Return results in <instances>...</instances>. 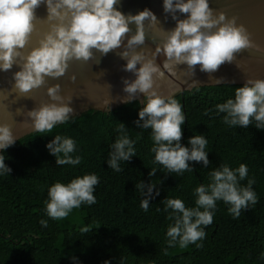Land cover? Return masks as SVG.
<instances>
[{
	"label": "clouds",
	"instance_id": "9594fccd",
	"mask_svg": "<svg viewBox=\"0 0 264 264\" xmlns=\"http://www.w3.org/2000/svg\"><path fill=\"white\" fill-rule=\"evenodd\" d=\"M41 3L47 6L48 20L56 23L40 40L39 46L25 54L21 50L34 30L35 9ZM117 3L118 0H0V71H8L13 64H18L20 70L13 74L14 87L20 93H28L41 87L48 77L64 76L70 60L88 61L93 56V49L107 54L120 48L125 34L131 31L130 25L134 24L135 32L127 38L119 55L126 61L124 71L133 73L135 79L123 80V91L127 96L120 102L130 103L138 93L143 94L144 106L135 123L140 129L151 130L150 151L154 154V164L161 165L169 174L178 175L194 172L189 162H202L207 168L210 165L206 151L208 140L203 134H194L188 138V146L182 144L181 126L185 123L182 105L177 99L165 98L156 90V80L161 73L155 57L162 53L166 57L163 67L169 70L186 65L191 77L195 75L197 65L201 72L212 74L225 62H233L234 53L252 47L246 29L236 23L235 17L228 18L225 13L210 8L209 0H163L164 12L170 13L176 21V26L167 31L158 27L160 22L150 9L125 15L114 7ZM177 12L188 15L178 19ZM146 20L162 40L151 57L143 50H136L145 43ZM209 79L215 84L221 83V79H214L211 75ZM60 93L59 84L48 87L51 102L27 111L30 123L24 124L34 132L50 133L58 124L67 123L73 113L70 107L72 97L66 98ZM214 111L224 114L222 120L228 127L247 128L255 122L256 129L264 130V79L246 80L242 87L235 89L234 98L215 105ZM127 129L124 123L118 122L115 129L118 135L110 145L107 165L115 172L122 171L121 162L137 156L136 141L129 138ZM16 140L10 127L0 124V150H6ZM46 148L55 157L57 165L76 166L82 161L80 155H75L77 144L70 137L57 134ZM5 159V155L0 154V176L11 172ZM156 172L157 169L152 168L149 176H155ZM248 173L246 164L236 168L226 163L214 167L209 172V183L193 190L194 207H186L180 198L163 199L160 202L164 205L163 211L173 222L166 231L167 248L178 245L183 249L190 244L202 247L197 242L205 238L204 228L213 223L217 201L228 205L227 211L234 219L241 216L242 210L255 205L258 202L253 188L256 181L249 178ZM245 179L247 185H241ZM99 182L95 173L77 176L67 184L55 182L47 189L45 214L59 221L82 204L91 206L97 203L93 193ZM155 187L152 182L136 184L143 197L140 207L144 212L149 210ZM155 195L158 196L159 192L156 191ZM40 224L47 227L48 221L41 219Z\"/></svg>",
	"mask_w": 264,
	"mask_h": 264
},
{
	"label": "trees",
	"instance_id": "16d2710c",
	"mask_svg": "<svg viewBox=\"0 0 264 264\" xmlns=\"http://www.w3.org/2000/svg\"><path fill=\"white\" fill-rule=\"evenodd\" d=\"M242 86H202L172 96L185 115L181 143L188 146L194 134L208 140L210 165L204 168L202 162H189L194 172L169 174L153 163L151 130L135 123L144 106L138 101L109 112L87 111L50 133H31L2 150L11 172L0 176V264H264V130L256 129L255 122L247 128L228 127L224 114L214 111L215 105L234 98L235 89ZM118 122L136 141L137 156L121 162L122 171L115 172L108 168L107 159ZM57 134L76 141L75 155L82 157L79 165L56 164L46 145ZM225 163L231 168L247 165L249 178L256 181L258 202L234 219L228 205L217 201L213 223L197 242L202 247L167 248L166 231L173 222L160 202L180 198L186 207H194L193 190L208 184L209 172ZM152 168L157 172L150 177ZM89 173L100 180L93 193L97 203L82 204L69 214L79 213L83 224L66 226L65 219L49 218L44 211L48 187ZM140 181L156 185L148 212L140 207L143 197L136 189ZM241 185L246 186L247 179ZM41 219L48 221L47 227L41 226Z\"/></svg>",
	"mask_w": 264,
	"mask_h": 264
},
{
	"label": "water",
	"instance_id": "95a60500",
	"mask_svg": "<svg viewBox=\"0 0 264 264\" xmlns=\"http://www.w3.org/2000/svg\"><path fill=\"white\" fill-rule=\"evenodd\" d=\"M123 14L135 15L145 8L150 9L160 22L158 27L165 31L176 26V21L170 13L163 10V0H118L114 5ZM209 7L217 13L223 12L226 17L236 18L238 25H243L247 31L252 47L241 49L234 53L235 59L231 63L225 62L212 74L201 72L199 65L193 77L188 74L186 65H179L169 70L163 67L166 57L161 53L156 55V64L160 66L161 75L156 80L158 93L167 98L178 93L192 90L195 87L214 86L222 84L244 85L248 79H264V0H209ZM178 19H184L188 14L177 12ZM34 30L30 34L23 51L25 54L32 48L38 47L56 21L48 20L47 6L41 3L35 9ZM136 26L130 25L131 31L125 34L120 48L101 54L93 49V56L88 61L70 60L64 76L57 79L48 77L45 83L28 93H20L14 87L13 74L20 70L18 64H13L8 71H0V124L10 127L16 139L34 133L25 123H30L27 111L39 107L42 103H50L47 88L60 85L61 95L72 97L70 107L73 108L71 117H76L90 110L109 112L121 106V98L127 96L123 91V80H134L131 72L124 71L126 61L121 59L119 53L124 50L127 38L135 32ZM145 43L137 46L136 50H143L151 57L157 44L162 43L160 35L155 32L149 22L145 21ZM140 65H137L139 68ZM221 79L215 84L209 79ZM75 77V80L72 77ZM143 94L138 93L132 101L143 104ZM107 101H110L107 105ZM131 101V102H132ZM16 140V141H17ZM2 150H0L1 154Z\"/></svg>",
	"mask_w": 264,
	"mask_h": 264
},
{
	"label": "rangeland",
	"instance_id": "374dc122",
	"mask_svg": "<svg viewBox=\"0 0 264 264\" xmlns=\"http://www.w3.org/2000/svg\"><path fill=\"white\" fill-rule=\"evenodd\" d=\"M64 223L66 226H69L70 223H73L75 226H81L83 224V220L79 213H73L72 215H69L67 218H65Z\"/></svg>",
	"mask_w": 264,
	"mask_h": 264
}]
</instances>
